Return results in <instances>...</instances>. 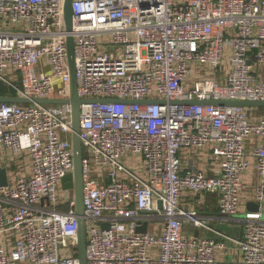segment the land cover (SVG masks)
Returning a JSON list of instances; mask_svg holds the SVG:
<instances>
[{"label":"built area","instance_id":"1","mask_svg":"<svg viewBox=\"0 0 264 264\" xmlns=\"http://www.w3.org/2000/svg\"><path fill=\"white\" fill-rule=\"evenodd\" d=\"M72 6L68 31L65 0H0V82L69 99L73 36L88 264H264V108L214 102L264 100V0ZM72 132L69 102H0V264H81ZM186 149L216 172H184ZM206 193L241 237L184 204ZM244 194L259 207L239 215Z\"/></svg>","mask_w":264,"mask_h":264},{"label":"water","instance_id":"2","mask_svg":"<svg viewBox=\"0 0 264 264\" xmlns=\"http://www.w3.org/2000/svg\"><path fill=\"white\" fill-rule=\"evenodd\" d=\"M65 20L67 30L71 31L73 28V6L72 0H65ZM68 58L71 70V97L69 99H30L15 95H0V102H18L30 103L36 102H69L73 107V132L72 143L74 152L75 169L74 172L67 174L63 179V187L65 189L73 188L75 191L76 211L79 216V231H78V249L81 264H88L87 261V222L85 218L84 194H83V177H82V162L84 157V148L80 138V108L83 99L78 95V82L76 77V61H75V43L73 36L69 35L67 39ZM218 104L229 105H244L264 108V100H245V101H214ZM0 183L6 185L8 183L7 169H0ZM255 210L259 207V202L254 201L249 203ZM145 224L139 231H146ZM108 226V225H106Z\"/></svg>","mask_w":264,"mask_h":264},{"label":"crops","instance_id":"3","mask_svg":"<svg viewBox=\"0 0 264 264\" xmlns=\"http://www.w3.org/2000/svg\"><path fill=\"white\" fill-rule=\"evenodd\" d=\"M262 110H258L257 114L260 115ZM256 114V113H255ZM207 151L197 152L190 149L183 150L181 152V156L183 157V171H187L191 166H196L198 169H207L210 174H214L217 170L216 163L211 159L209 155H206ZM255 177L252 173L246 177V181ZM246 191V195H247ZM184 204L186 206H195V208L205 214L211 215V222L217 229L220 231L227 233L232 236L241 237L244 233L243 228L244 225L241 221L238 220L237 217L234 218H225L220 216L219 212V197L217 193H206L204 202L201 204L196 203V199L192 195H187L184 197ZM249 202H251L248 198H246L244 194V201L242 205V210L239 215H243L244 211H253L254 208L250 206ZM187 232H191V228H185ZM194 233L196 235H214L213 232L204 230L203 228L194 229ZM227 259H236L238 258V254L235 252L228 251L225 254Z\"/></svg>","mask_w":264,"mask_h":264},{"label":"trees","instance_id":"4","mask_svg":"<svg viewBox=\"0 0 264 264\" xmlns=\"http://www.w3.org/2000/svg\"><path fill=\"white\" fill-rule=\"evenodd\" d=\"M0 95H16V90L8 84L0 82ZM259 108L263 109L262 107ZM76 254L79 255V250L76 251Z\"/></svg>","mask_w":264,"mask_h":264}]
</instances>
